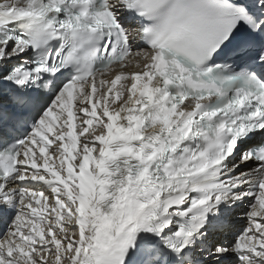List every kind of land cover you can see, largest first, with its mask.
Wrapping results in <instances>:
<instances>
[{"label": "snow or ice", "instance_id": "6c2138e0", "mask_svg": "<svg viewBox=\"0 0 264 264\" xmlns=\"http://www.w3.org/2000/svg\"><path fill=\"white\" fill-rule=\"evenodd\" d=\"M0 225V264H264V0H0Z\"/></svg>", "mask_w": 264, "mask_h": 264}, {"label": "bare ground", "instance_id": "6f19581e", "mask_svg": "<svg viewBox=\"0 0 264 264\" xmlns=\"http://www.w3.org/2000/svg\"><path fill=\"white\" fill-rule=\"evenodd\" d=\"M242 224H243V221H242V220H238V221L236 222V227L239 228V227L242 226Z\"/></svg>", "mask_w": 264, "mask_h": 264}]
</instances>
